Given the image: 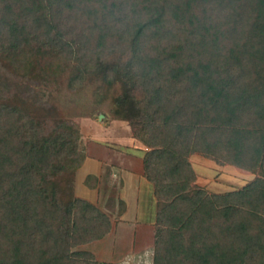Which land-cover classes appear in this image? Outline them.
Listing matches in <instances>:
<instances>
[{
	"label": "trees",
	"instance_id": "trees-1",
	"mask_svg": "<svg viewBox=\"0 0 264 264\" xmlns=\"http://www.w3.org/2000/svg\"><path fill=\"white\" fill-rule=\"evenodd\" d=\"M126 38L152 264H264V0H0L8 64L46 49L87 72ZM2 100L0 87V264H100L73 249L107 234V217L59 186L83 155L67 135L38 138ZM191 155L255 177L208 194Z\"/></svg>",
	"mask_w": 264,
	"mask_h": 264
},
{
	"label": "rangeland",
	"instance_id": "rangeland-1",
	"mask_svg": "<svg viewBox=\"0 0 264 264\" xmlns=\"http://www.w3.org/2000/svg\"><path fill=\"white\" fill-rule=\"evenodd\" d=\"M103 50L98 66L87 72L74 61L48 55L46 49L31 53L27 64L0 60L2 101L16 107L38 138L55 140L67 135L66 144L83 155L75 170L62 175L59 186L68 190L64 200L72 197L91 204L107 217L110 229L101 239L73 251L89 253L100 264H152L151 188L141 189L139 202L144 209L136 215L135 187L130 188V176L123 170L131 167L143 178L142 163L130 155L141 161L147 150L128 125L130 119L138 118L137 104L143 97L123 69L130 56V40L109 41ZM188 161L196 187L208 194L236 191L255 177L198 155Z\"/></svg>",
	"mask_w": 264,
	"mask_h": 264
},
{
	"label": "crops",
	"instance_id": "crops-1",
	"mask_svg": "<svg viewBox=\"0 0 264 264\" xmlns=\"http://www.w3.org/2000/svg\"><path fill=\"white\" fill-rule=\"evenodd\" d=\"M130 159H133L135 161H139L140 162V166H141L140 157H137L135 155H130ZM123 170L127 172V176H130V178L127 177V179L130 182V188L132 189V187H135V189H134L135 191L133 193V196H135V207L133 209V213H135L136 215H141L144 208L143 209L141 208L142 207V204H140L141 202H139V200H140V194H141L140 191L143 188L146 189L147 191H149L150 188H151V186L149 185V183H147L146 181H144V179L140 175H137L131 167H130V169L123 168ZM111 176H114L115 178H117L116 175H114V174H112ZM127 179H126V182H128ZM134 180H136V181H134ZM151 195H152V189H151ZM152 198H153V196H152ZM130 204H131V202H130ZM132 206H133V204H132ZM153 206L155 207V205H154V199H153ZM128 207H129L128 206V203H126V212H125L126 214L128 212ZM154 209H153V217H152V220H151V222H149V223H151L150 226L152 225L153 219H154ZM146 224H147V222H146Z\"/></svg>",
	"mask_w": 264,
	"mask_h": 264
}]
</instances>
